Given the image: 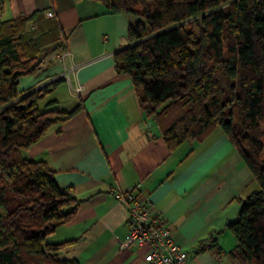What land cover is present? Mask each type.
<instances>
[{
    "label": "trees",
    "instance_id": "trees-1",
    "mask_svg": "<svg viewBox=\"0 0 264 264\" xmlns=\"http://www.w3.org/2000/svg\"><path fill=\"white\" fill-rule=\"evenodd\" d=\"M95 1L130 20L115 69L130 78L166 146L199 140L218 125L251 172L258 188L226 224L236 241L229 257L264 264V0ZM31 20L0 26V264H79L59 257L72 241L48 238L81 201L58 186L46 162L21 154L79 109L41 110L60 78L21 89L52 52L29 35Z\"/></svg>",
    "mask_w": 264,
    "mask_h": 264
},
{
    "label": "crops",
    "instance_id": "crops-1",
    "mask_svg": "<svg viewBox=\"0 0 264 264\" xmlns=\"http://www.w3.org/2000/svg\"><path fill=\"white\" fill-rule=\"evenodd\" d=\"M46 11L54 16L47 19ZM21 16L32 17L29 26L42 49L58 44L34 74L21 79V89L60 78L41 110L79 106L21 153L46 162L58 186L72 188L81 201L48 238L72 241L59 257L79 264H144L146 248L122 245L126 207L108 194L137 187L187 253L185 264H238L229 257L236 241L226 224L258 185L218 125L199 140L166 146L130 78L115 69V52L129 44L130 20L95 0H2L0 26Z\"/></svg>",
    "mask_w": 264,
    "mask_h": 264
},
{
    "label": "built area",
    "instance_id": "built-area-1",
    "mask_svg": "<svg viewBox=\"0 0 264 264\" xmlns=\"http://www.w3.org/2000/svg\"><path fill=\"white\" fill-rule=\"evenodd\" d=\"M53 16L52 11H46L47 19ZM29 27L34 28L32 25ZM53 59L58 61L59 57ZM80 90L78 87L77 91ZM108 194L126 207L128 230L122 240L124 247L146 248L144 264H185L187 253L177 244L159 213L137 187L125 191L111 188Z\"/></svg>",
    "mask_w": 264,
    "mask_h": 264
},
{
    "label": "rangeland",
    "instance_id": "rangeland-1",
    "mask_svg": "<svg viewBox=\"0 0 264 264\" xmlns=\"http://www.w3.org/2000/svg\"><path fill=\"white\" fill-rule=\"evenodd\" d=\"M193 29L195 30V32H197V30H198L197 27H195V26H194ZM28 31H29V35H31L32 37H35L37 39V41H38V44H39V41H40V36L38 35L39 33H37V31L36 32H33L32 29L31 30H28ZM235 119H236V116H235ZM261 159H262V161L264 163V151L261 154Z\"/></svg>",
    "mask_w": 264,
    "mask_h": 264
},
{
    "label": "water",
    "instance_id": "water-1",
    "mask_svg": "<svg viewBox=\"0 0 264 264\" xmlns=\"http://www.w3.org/2000/svg\"><path fill=\"white\" fill-rule=\"evenodd\" d=\"M56 48V46H53L51 49L53 50V49H55ZM41 62V59H38L37 61H36V64H38V63H40Z\"/></svg>",
    "mask_w": 264,
    "mask_h": 264
}]
</instances>
